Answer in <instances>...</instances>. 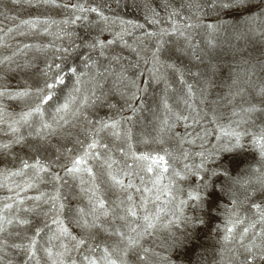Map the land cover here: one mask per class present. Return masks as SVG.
<instances>
[{
  "label": "clouds",
  "instance_id": "9594fccd",
  "mask_svg": "<svg viewBox=\"0 0 264 264\" xmlns=\"http://www.w3.org/2000/svg\"><path fill=\"white\" fill-rule=\"evenodd\" d=\"M0 264H264V0H0Z\"/></svg>",
  "mask_w": 264,
  "mask_h": 264
}]
</instances>
